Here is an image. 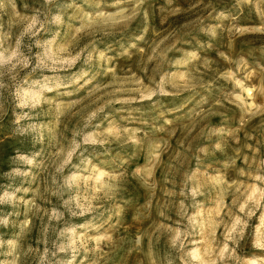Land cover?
<instances>
[{
  "label": "rangeland",
  "instance_id": "rangeland-1",
  "mask_svg": "<svg viewBox=\"0 0 264 264\" xmlns=\"http://www.w3.org/2000/svg\"><path fill=\"white\" fill-rule=\"evenodd\" d=\"M0 242L264 264V0H0Z\"/></svg>",
  "mask_w": 264,
  "mask_h": 264
},
{
  "label": "clouds",
  "instance_id": "clouds-1",
  "mask_svg": "<svg viewBox=\"0 0 264 264\" xmlns=\"http://www.w3.org/2000/svg\"><path fill=\"white\" fill-rule=\"evenodd\" d=\"M141 38H142V37H141ZM2 243H3V242H0V245H2ZM59 250H63V249L61 248V249H59ZM53 255H55V253H53ZM43 259H44V258H41V264H43ZM0 264H6V262H4V261H0ZM8 264H16V260L13 259L11 262H8ZM69 264H71V262H69Z\"/></svg>",
  "mask_w": 264,
  "mask_h": 264
}]
</instances>
